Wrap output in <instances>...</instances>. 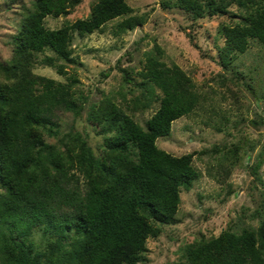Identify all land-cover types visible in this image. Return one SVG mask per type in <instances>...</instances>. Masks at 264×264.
<instances>
[{
	"label": "trees",
	"instance_id": "trees-1",
	"mask_svg": "<svg viewBox=\"0 0 264 264\" xmlns=\"http://www.w3.org/2000/svg\"><path fill=\"white\" fill-rule=\"evenodd\" d=\"M76 1L33 0L11 35L10 57L0 59V264H135L144 257L154 222L176 219L180 188H190L200 175L192 163L194 152L175 155L156 144L157 137L171 132L175 118L208 98L181 67L161 59L158 44L145 52L136 70L140 91L129 98L120 92L125 108L107 95L88 113L104 124L99 154L77 129L57 143L46 140L45 134H58L57 109L79 115L86 96L73 88V75L62 82L33 72L35 52L53 50L54 56L45 54L40 61L65 72L57 58L72 60L74 32L103 31L108 20L120 16L112 28L120 33L148 19L146 11L133 12L126 0H92L87 17L57 28L44 25L46 14L65 13ZM161 3L178 6L191 19L224 12L231 3L245 8L238 22L222 26V65L231 62L233 50L246 48L248 36L264 45V0ZM117 67L123 82L134 81L133 67ZM154 102L156 109L142 125L135 111ZM263 161L264 147L251 164L258 180ZM36 228L40 239L32 236ZM184 254L177 264H264V214L257 226L227 228L192 242Z\"/></svg>",
	"mask_w": 264,
	"mask_h": 264
},
{
	"label": "rangeland",
	"instance_id": "rangeland-1",
	"mask_svg": "<svg viewBox=\"0 0 264 264\" xmlns=\"http://www.w3.org/2000/svg\"><path fill=\"white\" fill-rule=\"evenodd\" d=\"M32 1L0 0L1 60L10 57L11 35L21 11ZM126 1L133 12L146 11L148 19L120 33L112 29L120 16L108 20L103 31L74 32L72 60L57 58L65 72L40 61L45 54L55 55L49 48L35 52L31 69L62 82H69L73 75L77 78L73 88L86 96L79 115L57 109L58 134H45L46 140L57 143L65 132L77 129L96 154L102 150L104 124L90 119L88 113L107 95L124 107L127 102L122 93L129 98L140 91L136 70L155 44L161 47L165 63L177 64L191 76L197 90L207 92L201 106L175 118L171 132L156 138L159 147L175 155L194 152L192 163L200 175L190 188H180L176 219L154 222L144 257L135 264H177L192 242L207 240L227 228L255 227L264 214V161L258 169L261 180L251 172V164L264 147V122L260 121L264 117V45L248 36L246 48L233 50L231 62L222 65L220 52L226 41L222 26L238 22L246 12L243 6L231 3L224 12L191 19L183 9L163 5L161 0ZM91 2L77 0L65 13L46 14L43 23L57 28L66 20L85 18ZM117 64L134 68L133 82L122 81ZM156 106L154 102L146 110L135 111V118L145 125ZM40 234L36 228L32 236L40 239Z\"/></svg>",
	"mask_w": 264,
	"mask_h": 264
}]
</instances>
